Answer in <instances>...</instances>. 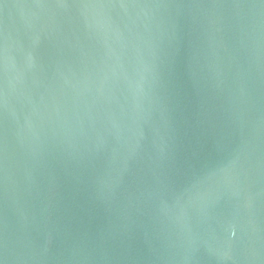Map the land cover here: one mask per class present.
I'll use <instances>...</instances> for the list:
<instances>
[{
  "label": "water",
  "instance_id": "95a60500",
  "mask_svg": "<svg viewBox=\"0 0 264 264\" xmlns=\"http://www.w3.org/2000/svg\"><path fill=\"white\" fill-rule=\"evenodd\" d=\"M0 264H264V0H0Z\"/></svg>",
  "mask_w": 264,
  "mask_h": 264
}]
</instances>
